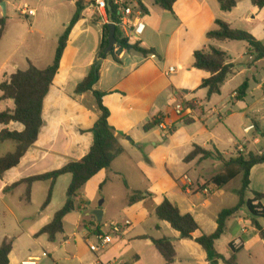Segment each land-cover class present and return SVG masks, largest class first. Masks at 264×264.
I'll use <instances>...</instances> for the list:
<instances>
[{
  "label": "crops",
  "instance_id": "1",
  "mask_svg": "<svg viewBox=\"0 0 264 264\" xmlns=\"http://www.w3.org/2000/svg\"><path fill=\"white\" fill-rule=\"evenodd\" d=\"M76 1L66 0V4L59 5L49 0L44 5L43 0H35L36 8L27 5L35 12L34 17L20 15L22 6L12 5L19 17L31 20L26 29L22 20H16L21 24L13 22L11 26L5 17V31L0 39V84L17 71H25L28 62L39 70L52 64L58 38L75 13ZM116 1L127 2L144 24L142 34L129 39V43L156 53L144 57L133 51H122L117 61L106 56L99 66V80L93 89L105 95L103 104L110 111L109 125L124 152L112 162L109 170L97 173L81 189L80 209L65 216L63 233L57 235L54 242L48 241L45 235L36 237L65 204L71 176L63 175L55 181L50 203L45 208L42 205L51 182L32 183L28 201L27 185L20 182L57 171L85 157L93 144L91 129L100 115L91 92L74 93L96 61L103 26L109 24L90 1L85 0V9L70 33L58 72L44 98L38 137L18 165L0 177V245L4 240L12 242L8 264H22L31 259L36 260V264H164L151 243L163 238L172 241L174 264H209L207 253L193 240L181 239L167 223L157 219L155 208L167 199L180 214H190L200 229L193 239L214 233L218 214L238 203L236 191L241 187V176L217 188L210 179L222 171V168L217 173L212 170L219 161L198 157L184 163L185 157L194 146L217 151L225 158L238 148L252 153L264 151V137L245 132L253 121L263 127L261 117L257 119L250 107L237 112L242 116V131L251 134V141L243 135L242 142L232 120L235 111L226 110L223 114L229 102L222 103L224 89L238 81L230 99L242 103L249 100L251 106H262L264 59L256 61L255 53H250L244 42L206 38L215 28V21L220 20L233 30L249 33L264 46V8L258 10L250 0H236L232 11L225 13L217 0H176L172 11L168 12L153 0ZM4 3L6 14L10 4L8 0ZM138 3L145 11L138 9ZM64 6L66 10L60 14ZM40 7L48 12L42 18L37 15ZM210 47L224 52L227 63L234 68L220 94L207 99V91L199 87L209 74L192 68V55L194 51H208ZM234 48L240 49L239 55L233 54ZM170 68H173L172 73H169ZM244 82L248 84L245 97L237 100L236 91ZM177 106L182 109L179 115ZM13 108L11 100L0 101V113ZM248 116L251 124L244 120ZM158 117L162 118L164 126L173 129L165 138L159 127L143 131L148 121ZM4 130L21 132L23 126L16 122L0 124V132ZM15 148L14 142H3L0 158L14 152ZM119 161L124 165L116 166ZM261 167L264 166H256L250 172L245 200L253 199L248 194L264 196V190L252 189L253 176L261 172ZM134 192L142 194V200L128 206V197ZM100 198L102 205L98 206ZM260 204L264 209V198ZM96 210L102 212L101 222L92 215ZM256 220L264 231V224L259 221L264 218ZM114 225L119 232H112ZM99 234L107 236L108 243L103 250L91 252L89 246L97 245ZM223 237L226 238L218 249ZM238 240L241 252L236 254L237 264H242L240 255L244 251L250 264H264V256L258 252V245L264 240L251 226V217L245 208L227 220L224 234L215 242L216 253L229 258V246Z\"/></svg>",
  "mask_w": 264,
  "mask_h": 264
},
{
  "label": "trees",
  "instance_id": "2",
  "mask_svg": "<svg viewBox=\"0 0 264 264\" xmlns=\"http://www.w3.org/2000/svg\"><path fill=\"white\" fill-rule=\"evenodd\" d=\"M114 1L115 0H106L107 21L108 23L116 25V45L107 56L117 61V55L122 51H133L144 57L156 55L153 49L147 50L140 48L138 44H130L129 39L123 37L118 28L119 6L115 5ZM175 1L176 0H153L157 6L168 12L172 11ZM2 2H4V0H0V3ZM217 2L220 10L225 13L232 11L236 6V0H217ZM250 2L252 6L258 10L264 8V0H250ZM127 4V2H124L120 4V6L126 7ZM85 6V0L76 1L75 13L65 31L58 38L53 62L49 67L39 70L28 62V68L25 71H17L0 84V91L2 93L0 101L11 100L14 105L13 110L0 113V124L7 125L10 122H16L23 126V131L21 132H10L7 130L0 132V144L5 141H12L16 144L14 152L0 158V177L4 172L18 165L20 159L38 137L42 125L41 114L44 98L58 72L70 33L75 24L80 20ZM138 9L140 11H145L141 3H138ZM214 25L215 28L206 34L208 40L244 42L249 46L250 53H255L256 61L264 59V46L252 35L244 31L233 30L227 23L220 20H216ZM4 31L5 18H0V39ZM107 33L108 28L106 24L103 26V39L97 59L91 66L86 77L76 86L74 91L76 95L91 92L100 111V115L91 129L93 144L88 154L78 161L68 163L57 171L31 177L20 182L27 185L26 201L29 200V191L32 183L45 180L51 182L47 197L42 205V208H45L50 203L55 181L63 175L71 176V182L66 190L65 204L54 214L50 223L36 234V237L45 235L50 242H54L56 236L63 233V220L65 216L80 209V205L82 204L79 198L81 189L97 173L102 170H109L112 162L124 152L123 147L115 137L109 125L110 111L103 104V97L105 95L93 89L94 85L99 80V67L96 71L94 67L98 60L101 59L103 51L107 46ZM192 59V68L209 74L208 78L202 80L199 89L207 91V99L213 95H219L224 82L233 74L234 67L232 64L227 63L226 54L218 49L210 47L208 51H194ZM247 89L248 84L244 82L236 91V99L242 100L245 97ZM186 107L192 106L191 104H186ZM162 121L160 117L152 118L144 125L143 131L147 132L153 128H158L162 124ZM253 124L256 128L253 133H261V137H264V132L260 130L259 125L254 121ZM172 132L173 129H170V133ZM198 157L200 160L214 159L222 163V171L210 179V183L217 188H223L235 178L241 176V187L236 191L238 203L234 207L224 209L218 214L216 220L217 228L214 233L210 235L201 234L195 239H193V236L200 229L194 218L190 214H180L178 208L167 199L163 200V202L155 208V215L159 221L167 223L171 229L177 232L181 239L193 240L195 244L207 253L210 260L209 264H216L218 261L222 262V264H237L236 254L240 249L235 250L230 245L231 255L229 258L225 259L216 253L215 242L224 234L227 220L236 215L242 208L247 209L251 217V226L255 227L259 233L260 239L264 240V231L256 220L258 218H264V209L260 204L264 196L262 194L253 193L252 200H245V194L250 187V172L256 166H264V151L260 153L247 152L246 154L238 152L236 155H231L226 159L217 151H206L198 146H194L192 152L185 157L184 163H189ZM141 200L142 194L134 192L129 195L127 205H133ZM255 202L258 203L254 205ZM151 243L162 257L164 264H174L175 251L171 239L163 238L151 240ZM11 250L12 242L4 240L0 245V264H8V257Z\"/></svg>",
  "mask_w": 264,
  "mask_h": 264
},
{
  "label": "rangeland",
  "instance_id": "3",
  "mask_svg": "<svg viewBox=\"0 0 264 264\" xmlns=\"http://www.w3.org/2000/svg\"><path fill=\"white\" fill-rule=\"evenodd\" d=\"M8 1H9V4H10L9 11H8V13L5 14V16H3V13H2V18L6 17L8 19V23H10L11 26L13 25V22H18L19 23V21H16V20H22L21 22L23 23V25L27 29L28 25L30 24V20L31 19L29 18V20L27 21L25 18L19 17L18 13L15 12L12 9V5L14 3H16L17 6L18 5L19 6H24V4H26V6L28 5L30 8L34 9V8H36L35 0H8ZM47 1H49V0H43V4L46 5ZM51 1L52 0H50V2ZM65 2H66V0H55V4L59 3V5L66 4ZM65 10H66V7L64 6V8L60 12V14H63L65 12ZM47 13H48L47 10L46 9L43 10V8H41V7L37 10V15H38V17L40 16V18L45 16ZM19 24H21V23H19ZM232 52H233L234 55H239L240 49L234 48L232 50ZM241 81H243V80H241ZM237 83H238V81H235V82L231 83V85L227 86L224 89V91H223V95H222L223 101H222V103L229 102L227 104L225 110L223 111V114L226 113V110L235 111L236 116H234L232 120L234 122L235 128H238V136H239L240 141H242V142L244 141L242 139L243 135L246 138V140L251 141V134L247 135V134H245L244 131H242V129H243L242 126H241V117L242 116L238 115L237 112L238 111H245V109H247V107H250V109H252L253 113L257 115L256 116L257 119H259L260 117H262V113H261L262 106H261V104H257L255 106H251L249 100L246 103H242L241 101H236L235 99H230V93L233 91V88L236 87ZM245 119L247 120V122L249 124H251V122L249 120V116L247 118L244 117V120ZM258 125H259L260 130H263V132H264V128L261 127V125L259 123H258ZM252 150L256 151V152L258 151L257 148H252ZM238 152H242L243 154L247 153L246 150L242 149V151H239V149H236L235 151H232V155H236V153H238ZM229 156H231V155H227L226 159L229 158ZM119 162L116 164V166L119 165V164L120 165H124L123 161H121L120 163ZM212 164H214V163H212ZM221 168H222V163H218L217 165H215V168H213L212 170H213V172L217 173V172L221 171ZM209 170H211L210 167H209ZM259 170H261V172L259 171L258 173H255V175L253 176V188L252 189H254L255 191H256V189L264 190V167H261ZM131 182H132V180H131ZM248 196L253 197L252 194H250V195L248 194ZM101 201H102V199L100 198L98 200L97 204H99ZM259 221L262 224H264V221H262V220H259ZM80 230H83V227H80ZM225 238L226 237H223L221 239V243H219V248L218 249H221V245L220 244H222V242H224ZM258 247H259L258 248L259 249L258 252L261 253V255L264 256V242L260 243V245H258ZM240 261H241L242 264H250V260L248 259V255H247L246 251L241 253Z\"/></svg>",
  "mask_w": 264,
  "mask_h": 264
},
{
  "label": "built area",
  "instance_id": "4",
  "mask_svg": "<svg viewBox=\"0 0 264 264\" xmlns=\"http://www.w3.org/2000/svg\"><path fill=\"white\" fill-rule=\"evenodd\" d=\"M90 4L95 10L106 20L107 18V13H106V0H89ZM114 4L119 6L118 8V14H119V24L118 28L120 29V32L122 33L123 37L127 39L131 38H137L140 36L144 30V24L141 22V20L137 17V15H134L132 9L128 6L126 7H121L120 3H118L116 0L114 1ZM20 15L25 16V17H34L35 12L33 10H30L26 5L22 6L19 10ZM115 25V24H114ZM116 27V25H115ZM173 72V68L169 69V73ZM182 109L180 106L176 107V113L179 115L181 114ZM262 117H261V122L263 123V128H264V95L262 96V109H261ZM159 128L162 131V136L165 138L170 134V128L164 126L161 124ZM256 130L255 125L252 123L249 128L245 130L246 133L249 132H254ZM260 137L261 135L258 134ZM239 151H242V148H238ZM112 232L117 233L119 232V229L117 228L116 225L112 226ZM97 240V245H90L89 250L91 252H98L100 250H103L105 246L108 243V237L99 234L96 236ZM241 246V242L235 241L233 243V249L237 250ZM22 264H36V260H29L27 262H23Z\"/></svg>",
  "mask_w": 264,
  "mask_h": 264
},
{
  "label": "water",
  "instance_id": "5",
  "mask_svg": "<svg viewBox=\"0 0 264 264\" xmlns=\"http://www.w3.org/2000/svg\"><path fill=\"white\" fill-rule=\"evenodd\" d=\"M0 9L4 15L6 12V6H5L4 2L0 3ZM107 28H108L107 46H106L105 50L103 51L101 59L96 63V65L94 67L95 71L101 65L103 59L112 51L113 47L116 45V38H115L116 28H115V25L112 23H109L107 25ZM101 205H102V201L98 204V206H101ZM92 215L98 222H101V220H102V212L101 211L96 210L92 213Z\"/></svg>",
  "mask_w": 264,
  "mask_h": 264
}]
</instances>
